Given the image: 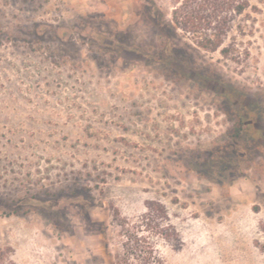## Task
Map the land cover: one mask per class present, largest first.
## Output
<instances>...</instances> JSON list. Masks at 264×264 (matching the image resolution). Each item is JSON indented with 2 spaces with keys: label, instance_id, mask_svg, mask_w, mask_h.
Listing matches in <instances>:
<instances>
[{
  "label": "rangeland",
  "instance_id": "374dc122",
  "mask_svg": "<svg viewBox=\"0 0 264 264\" xmlns=\"http://www.w3.org/2000/svg\"><path fill=\"white\" fill-rule=\"evenodd\" d=\"M247 1L205 51L177 0H0V264H114L146 206L165 264H264V0Z\"/></svg>",
  "mask_w": 264,
  "mask_h": 264
},
{
  "label": "trees",
  "instance_id": "16d2710c",
  "mask_svg": "<svg viewBox=\"0 0 264 264\" xmlns=\"http://www.w3.org/2000/svg\"><path fill=\"white\" fill-rule=\"evenodd\" d=\"M176 3L177 6L172 12L171 23L187 34L193 36L200 34V38H195L194 43L198 48L205 51H214L221 44V38L224 36L223 32L228 23L227 18L222 16V13L231 11L235 16H240L249 8L247 0H177ZM187 10L208 11L211 15L205 19L198 18ZM231 112L234 114V116H229V120L233 124L231 137L238 139L246 129V123L237 109H232ZM146 207L147 212L137 225H134L132 230L126 231L125 241L121 244L122 252L116 256L114 264H165L157 255L152 238L138 234L141 229H146L163 235L158 224L154 223L159 217L160 210L154 213L152 207ZM123 221L119 220L120 223ZM176 238L178 240L177 235Z\"/></svg>",
  "mask_w": 264,
  "mask_h": 264
}]
</instances>
